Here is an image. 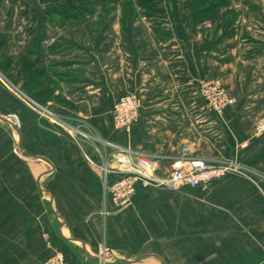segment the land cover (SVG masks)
<instances>
[{
	"label": "crops",
	"instance_id": "1",
	"mask_svg": "<svg viewBox=\"0 0 264 264\" xmlns=\"http://www.w3.org/2000/svg\"><path fill=\"white\" fill-rule=\"evenodd\" d=\"M59 1L0 11L9 84L22 89L16 66L37 60L45 100L38 108L0 77V264H45L56 252L70 264H264V139L254 133L264 116V0H225L207 14L193 0H156L159 16L138 0H101L106 11L69 23L53 14ZM204 79L237 103L210 110ZM129 93L141 98L140 118L117 130L113 108ZM118 150L155 160L156 175L185 157L241 172L207 190L138 183L116 211V173L101 166L117 167Z\"/></svg>",
	"mask_w": 264,
	"mask_h": 264
},
{
	"label": "built area",
	"instance_id": "2",
	"mask_svg": "<svg viewBox=\"0 0 264 264\" xmlns=\"http://www.w3.org/2000/svg\"><path fill=\"white\" fill-rule=\"evenodd\" d=\"M200 93L206 106L222 114L224 110L237 103L224 85L216 79H204L200 82ZM141 98L137 93H129L121 97L113 108V121L117 130L130 131L140 118ZM75 133L83 138L96 140L86 132L75 128ZM254 133L264 139V116L254 126ZM183 152H190V146H184ZM117 167L109 169L101 166L106 174L116 173L108 185V192L115 210H123L132 204L135 188L138 183L144 186H157L171 192L185 189L201 188L207 190L213 182L230 174L241 172V168L234 162L210 163L203 159L182 158L173 163V170L166 175H156V161L146 156L133 157L123 150L116 151L113 155ZM48 245H52L49 234L44 233ZM45 264H70L62 252H56Z\"/></svg>",
	"mask_w": 264,
	"mask_h": 264
},
{
	"label": "rangeland",
	"instance_id": "3",
	"mask_svg": "<svg viewBox=\"0 0 264 264\" xmlns=\"http://www.w3.org/2000/svg\"><path fill=\"white\" fill-rule=\"evenodd\" d=\"M45 1L46 0H0V11H6V9H8V8L11 9L12 13H15L17 10L26 11L27 9L31 8L32 4H34V3L40 4V3H44ZM68 1L69 0H67V1L66 0L65 1L60 0L59 1L60 3L56 2V5H54V6H56L55 7L56 11L54 10V6H53V10H54L53 14L56 15V18L59 15L60 20L66 21L67 23L76 21L77 18H75V17L78 16V15L73 13L74 10H73V12H71L70 10L68 11ZM72 1H73V3L75 2L74 0H72ZM63 4H65V6H62V7L59 6V5H63ZM78 5L82 6V10H81L82 13H80L81 14L80 18L82 16H85V14L92 13L95 9L105 10L104 9L105 6H104V4L102 5L101 0H94V1L93 0H83L82 3L79 1ZM58 9H59V11L57 12ZM61 10H64V13H66L68 11L71 14V16L73 13L74 14L73 18H71L69 20H65L63 18V14H61V13H63ZM77 11H78V7H77ZM57 19H59V18H57ZM6 43H7L6 37L1 35L0 36V77H2L3 80L6 81L8 84L11 82L16 83V79H14V77L9 74V72H10L9 69L12 66L13 60L8 55L9 48L6 46ZM23 64H24V60L21 62V65L16 66V67H19L18 74H19V77L21 76L22 78L24 77V70H23L24 65ZM13 83H12V85H10V84L9 85L12 86V88L14 90H16V92H19L21 96L27 98L30 102L34 103L38 108H44V106H43L44 104H42V103L43 102L45 103V100L44 101L38 100L36 98V96L28 95L23 89H18ZM40 86H41V84L37 85L35 87V90L40 89ZM80 130H82V129L80 128Z\"/></svg>",
	"mask_w": 264,
	"mask_h": 264
},
{
	"label": "trees",
	"instance_id": "4",
	"mask_svg": "<svg viewBox=\"0 0 264 264\" xmlns=\"http://www.w3.org/2000/svg\"><path fill=\"white\" fill-rule=\"evenodd\" d=\"M81 3L83 0H79ZM225 0H193L192 5L197 8L208 7L207 12L214 11L217 5L221 4ZM138 3L145 9L148 16H159L163 14V11L159 9L156 0H138ZM75 11V5L72 0L68 1V11ZM59 11V9H58ZM61 13L63 14V18L65 20H69L73 18L69 12ZM76 16V15H75ZM75 18H80V16H76ZM37 60H30L28 57L24 59V78L22 83V89L30 96H41V90H35V87L42 83L43 74L41 70L37 69Z\"/></svg>",
	"mask_w": 264,
	"mask_h": 264
}]
</instances>
